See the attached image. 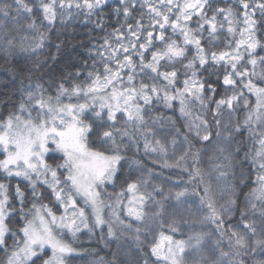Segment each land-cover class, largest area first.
Masks as SVG:
<instances>
[{"label": "snow or ice", "instance_id": "1", "mask_svg": "<svg viewBox=\"0 0 264 264\" xmlns=\"http://www.w3.org/2000/svg\"><path fill=\"white\" fill-rule=\"evenodd\" d=\"M19 7H22L26 12L31 13L32 9L23 0H16ZM107 0H83L82 3L74 2V0H39V8L43 12V20L49 25L53 24L59 17L63 22L65 16L72 17L71 9H87L88 14H91L95 9L104 5ZM123 13L127 18L129 13V5L134 6L136 0H120ZM211 0H158L154 3L153 0H142V7L146 6L149 12L148 28H159V34L154 35V31H148L140 21H137L135 29L131 25L128 26L130 35L127 37L128 44H124V34L119 29L116 30V46L113 47L105 39V50L108 52L107 62L104 64L105 76L101 78L99 75L92 80L88 87L76 86L71 93L63 86H59V91L55 98V104L52 98L44 97V90L41 85H28L25 96L19 104L15 112L10 113L3 121H0V149H2L3 159H0V170H2L8 178L17 177L28 181L32 189V198L36 200L40 193L37 192L36 186L41 182L52 189L55 200L63 209L61 215L57 216L47 205L37 206L32 203L27 210L24 207L27 197L21 191L19 185L15 190V197L19 203V208L12 205L9 197L8 186L0 182V248H3L7 255L6 264H36L37 260H42V264H66L67 258L77 253V249L63 238L65 232L70 233L73 239L81 228L87 229L92 233L94 228L107 225V236L117 238L115 224L124 227L120 219L121 207L127 208V216L135 217L137 221L145 219L143 211L148 201L161 206V211L156 215L160 216L163 212V200H156L153 192L162 194L163 190L155 185L153 192H141V182L133 181L127 183L126 189H122L116 194L114 203H106L101 199L102 186L106 184H115V178L119 171V165L126 157L120 153L122 150L123 138L128 137L130 141L136 144L138 150V141H134L133 133L126 129L123 131L117 130V134L121 137L117 141L116 135L112 130L103 131L100 136L101 144H109L111 154L105 149L93 150L89 147L88 138L92 133L93 125L86 120L89 110L98 118L103 111H107V119L115 122L116 114L126 115L125 124H131L135 133L144 140V150L146 153H159L161 156L167 155V149L160 140H156L153 144L148 139L149 135H155L152 132L151 125H159L165 127V119L171 121V117L165 118L160 116H148L145 113L150 112V105L153 99L163 100L165 105L172 107V102L179 100V112L182 117L190 118L185 124L186 131L181 133L179 128H175L174 122L172 127L175 128V136H182L183 141L187 144L184 154L178 157L175 165H170L167 160L164 161V167H177L186 172L189 176V181L195 185L190 193L187 188L175 192V199L180 202L182 198L188 195H196V188L200 183H203V175L199 164V150H194V146L189 140V135L194 133L195 138L204 142L209 141L212 135L210 125L203 113L208 111V106L205 103L204 92H210L212 97H208L211 102L216 88L211 84L205 83L198 78L197 63L202 68L209 63V54L206 53L202 45V36L205 25L208 26V35L212 39L209 40L211 45L212 40L216 39L218 29H223L224 22L229 26L227 31L229 34H235L236 28L233 25H238L240 20L231 8H217L212 10L211 17L207 15L206 9L210 8ZM244 12L242 22L244 27L240 30V39L235 41V49L231 52H211L210 60L214 64L225 65L226 74L223 77V85L225 88L232 89L231 96H222L215 101L214 119L221 114V109L226 106L229 111H235L234 105H239L241 99L244 100L245 106L248 105V100L244 97L245 90L247 93L255 94L256 96V113L259 120L261 109H264V86L254 83L250 78L254 73H250L247 68L242 66L245 59V53L249 57L252 56L257 48L259 41L255 39L254 31L257 21L253 19L255 8H259L262 16H264V4L258 3L253 7L245 0H240ZM19 7L17 12L19 13ZM253 8V13L250 14L248 9ZM163 9V10H162ZM175 10V11H174ZM114 11L119 14L121 8H116ZM0 13L4 16L8 15L7 6L0 7ZM175 19H171L172 16ZM197 17L196 28L189 27V23L193 16ZM217 15H223L224 22L217 21ZM172 29V33L179 34L183 37L182 44L177 43L175 39H170L165 36L167 27ZM27 28L37 33L32 45L26 46L24 40H21L20 51L27 52L30 49L35 51L43 46L46 40V34L40 31L39 26L33 19L27 25ZM146 32L144 36L145 43H140V36ZM153 41H158L164 45L152 53V58L147 63L144 59V51L148 50ZM14 46L12 38L6 40L4 51L10 54ZM190 46L195 47V54L188 59L187 53ZM244 46V51H241ZM57 48L60 45L56 46ZM231 47V43L228 45ZM134 52L139 57V65L135 64L129 54ZM121 55L123 59H121ZM187 59L188 62L183 64ZM161 61H165L164 65ZM264 62V60H262ZM181 63L186 70L185 76H188V71L191 70V78L183 80V88H177L178 72L173 67L172 71H161L162 67L173 66ZM248 63L253 66L256 64L255 59H250ZM110 64H114L110 67ZM139 67L141 74L150 72L148 79L157 81L162 79L163 86L157 83H145L143 80L136 86L133 81L136 76L135 69ZM231 71H227V68ZM124 69L129 70L127 80L122 78ZM92 73H89V77ZM239 81V83H238ZM246 81V82H245ZM264 84V79L261 80ZM35 89V90H32ZM110 90V91H109ZM83 96L85 103L79 104H62L60 97L62 95ZM142 102V104H141ZM193 102H198L203 110L201 115L192 116L190 105ZM99 103L100 111L94 107ZM32 110H36V115H32ZM27 113V118L24 114ZM252 120L251 114L245 119V124H249ZM217 128L220 121L215 120ZM237 131L240 127L237 126ZM220 135L219 131L216 133ZM173 136L171 144L176 145L177 140ZM49 144L54 145L53 149L49 148ZM262 148H264V138L260 140ZM60 151L64 155L63 163L57 164L55 167L49 165L44 157L49 151ZM257 157L264 160V151L258 152ZM189 159L191 163L189 164ZM135 162V161H134ZM255 162V161H254ZM63 169L66 172L63 184L58 175V170ZM259 171L264 172V163L259 165ZM224 175V173H220ZM50 176V178H49ZM35 177V178H34ZM258 183L262 186L256 190L259 191V199L264 202V175L258 177ZM147 182H143L146 186ZM128 194H131L128 196ZM128 196L127 205L124 204V197ZM77 197L83 200L84 207L77 205ZM209 189L204 188V196L200 197L201 206L207 205L209 214L205 217L216 225L217 230L221 235H224L223 225L225 223L222 213H230L234 201H229L227 206L216 208L214 202L208 198ZM166 199V198H165ZM104 207L111 209L110 219L105 220L103 216ZM255 207V205H253ZM85 208L91 209L92 226H89V215L86 214ZM19 214L22 221V227L16 231L9 228V221L13 216ZM244 213H241L243 227L250 230V234L255 235L254 224L243 221ZM168 231L171 235H165L163 231L160 233L159 240L150 246L149 253L143 254V264H183V253L185 252L187 242L183 239H175L179 234V226L173 222L169 225ZM136 239L139 242V229H136ZM11 236L13 243L11 250L6 244L7 236ZM103 239V236L101 237ZM233 238L235 244L233 245ZM201 237H197L199 244ZM256 245L264 248V241L257 240ZM229 245L238 249L237 255L240 254L239 249H246L247 242L244 235L232 230L229 236ZM142 251V249H141ZM255 251V248L253 249ZM46 252L51 255L47 259H42ZM227 255V253H222ZM254 264H264V260L255 261Z\"/></svg>", "mask_w": 264, "mask_h": 264}, {"label": "trees", "instance_id": "2", "mask_svg": "<svg viewBox=\"0 0 264 264\" xmlns=\"http://www.w3.org/2000/svg\"><path fill=\"white\" fill-rule=\"evenodd\" d=\"M74 2L82 3L83 0H74ZM158 3V0H153ZM183 3V0H179ZM253 7L256 4H264V0H245ZM24 4L32 9L31 13L26 12L22 7H19L16 0H0V7L7 6L8 15L4 16L0 13V120H4L10 113L18 109L19 104L25 96L28 85L39 84L44 90V97H51L55 100L59 91V86L71 93L76 86L88 87L92 80L99 75L101 78L105 76L104 64L107 62L108 52L105 50V39L113 47L116 46V30H120L124 34V44L127 46V37L130 35L128 26L133 29L137 26V21L145 26L148 31H154V35L159 34V28H148L149 12L146 6L142 7V0H136L134 6L129 5V15L126 18L120 0H107L100 8L95 9L91 14H88L87 9H76L73 7L72 17L65 16L63 22L58 17L57 20L49 25L43 20V12L39 8V0H23ZM19 7V13L17 9ZM121 8L119 14L114 9ZM231 8L240 20L238 25H233L236 28L235 34H229L227 31L228 24L224 22L223 15H217L218 22H224L223 29H218L216 39L212 40L211 45L208 32L209 28L205 25L202 36V45L209 54V63L200 67L197 63L198 78L205 85L211 84L216 88V93L211 102L208 97H212L210 92H204L205 103L208 106V111L203 113L204 118L208 120L212 135L209 141H200L195 138V134L189 135V140L194 146V150H199V164L203 175V183L196 188V195H188L177 202L175 192L187 188L191 193L195 185L187 183L189 176L181 168L164 167V161L170 165H175L178 157L184 154L187 144L184 143L182 136H175V128H179L181 133L186 131L185 124L190 118H185L180 115L179 100L172 102V107L165 105L163 100L153 99L150 105L151 111L146 112L148 116H160L165 118L171 117V121L165 119V127L161 128L158 124L151 125L152 132L155 135H149L148 139L155 143L158 139L167 149V155L161 156L159 153H146L144 150V140L135 133L131 124H125L126 115L116 114L115 122L107 119V111H103L101 116L96 118L95 114L89 110L86 116L87 122L93 125V130L88 138L89 147L93 150L109 151V144H101L100 136L103 131L112 130L116 135L117 141L121 137L117 134V130H127L133 133L134 141H138V150L135 143L129 140L128 137L123 138L121 145V155L126 157L122 160L118 174L115 178V184H106L102 186L101 198L106 203H114L116 194L122 189H126L127 183L133 181L141 182V192H153L155 185H158L162 190V194L153 192L156 200H163V212L160 216L156 214L161 211V206L153 203L151 200L145 205L143 211L145 219L137 221L135 218H129L124 211L119 212L120 219L124 225H114L117 238L107 236V225L94 228L92 233L87 229H82L75 239L68 237L66 233L63 238L72 244L77 249V253L70 255L66 264H143V254L149 253L150 246L159 240L161 231L165 235H171L168 231L170 224L175 222L179 226V234L175 239H183L187 242L185 252L183 253V264H254L255 261L264 260V248L256 245L257 240L264 241V202L259 197L258 190L262 185L258 183V177L264 175V172L259 171L261 164L257 157L260 139L250 132V126L245 124V118L248 112L254 105L255 94L247 93L245 90L244 97L248 100V105L245 106L244 100L241 99L239 105H234L235 111H229L226 106L221 109V114L214 119L215 101L222 96H231L232 89L225 88L223 85V77L226 74L225 65L214 64L210 60L211 52H231L235 49V41L240 39V30L244 27L242 18L244 9L240 4V0H211L210 8L206 9L207 15L212 16L214 9ZM163 10V9H162ZM175 11V10H174ZM249 13H253V8L248 9ZM35 20L40 31L46 34V40L43 46L35 51L31 49L27 52L20 51L21 40H24L26 46L34 43V38L37 33L27 28V25ZM171 19H175L173 15ZM253 19L257 21L255 25V39L259 41L257 48L254 50L251 57L245 53V59L242 66L247 68L250 73H254L250 78L254 83L260 84L264 79V16H262L259 8H255ZM197 17L194 15L189 27L196 28ZM167 27V26H166ZM144 32L140 36V43H145ZM165 36L170 39H175L177 43L182 44L183 37L177 31L172 33V29L167 27ZM12 38L14 46L10 54H6L3 50L6 47V40ZM231 43V47L228 45ZM60 45L59 48L56 46ZM164 45L158 41H153L152 46L144 51V59L147 63L152 58V53L163 48ZM241 51H244L242 46ZM135 64L139 65V57L136 53H129ZM195 54V47L190 46L188 49V59ZM121 59L123 56L121 55ZM250 59H255L256 64L253 66L248 63ZM188 62L187 59L183 64ZM166 62L161 61L164 65ZM113 67L114 64H110ZM173 67L178 72L177 88H183V80L191 78V70L188 71V76H185V69L181 63L173 66L162 67L161 71H172ZM231 71V68H227ZM137 73L133 83L138 86L143 80L145 83H157L163 86L162 79L151 81L148 79L150 72L141 74L140 68L135 69ZM89 73L92 76L89 77ZM128 69L122 72V78L126 81ZM246 82V81H245ZM239 83V81H238ZM35 90V89H32ZM110 91V90H109ZM61 103L79 104L85 103V98L76 95H62ZM142 104V102H141ZM97 111L99 103L94 105ZM192 116L201 115L203 110L198 102H193L190 105ZM36 111V110H32ZM220 121L217 128L215 120ZM174 122L175 128L172 127ZM237 126L240 131H237ZM219 131L220 135L216 133ZM175 136L177 143L175 146L171 144V139ZM50 148L54 146L51 144ZM4 155L0 151V159ZM64 159L63 153L59 151H49L46 154L45 161L55 167L57 164H62ZM135 161V162H134ZM255 161V162H254ZM191 163L189 159V164ZM224 175H220V173ZM58 175L63 184L66 172L63 169L58 170ZM147 182L146 186L143 182ZM0 182L8 186L9 197L12 205L19 208V203L15 197V190L19 185L21 191L25 193L27 199L24 207L27 210L32 203L37 206L47 205L53 212L59 214L61 208L55 200L52 189L42 183L37 184L36 190L40 193L38 199L33 200L32 189L28 181L23 178L11 177L0 170ZM208 187L209 197L215 204L216 208L227 206L229 201H234L230 213H222L225 219L223 225L224 235H220L215 224L205 217L209 214L206 204L201 206L200 197L204 196V188ZM129 195V194H128ZM128 196L124 197L125 200ZM166 198V199H165ZM255 205V207H253ZM111 209L105 207L104 219H110L109 213ZM244 213L243 221L254 224L255 235L250 234V230L243 227L241 213ZM9 228L16 231L22 227V221L19 214L13 216L9 221ZM89 226H92V217L88 221ZM114 222V221H113ZM139 229V242L136 239ZM237 231L244 235L247 242L246 249H239L240 254L234 257L232 250L238 249L229 245V236L231 231ZM103 236V239L101 238ZM197 237H201L197 244ZM13 240L9 235L6 238V244L11 250ZM235 238H233V245ZM255 248V251L253 249ZM142 249V251H141ZM227 253V255H222ZM8 253L3 248H0V264H6ZM50 252H46L42 259H47ZM36 264H42V260H37Z\"/></svg>", "mask_w": 264, "mask_h": 264}, {"label": "rangeland", "instance_id": "3", "mask_svg": "<svg viewBox=\"0 0 264 264\" xmlns=\"http://www.w3.org/2000/svg\"><path fill=\"white\" fill-rule=\"evenodd\" d=\"M47 100V99H46ZM52 102H53V104H55V100H52ZM62 104H66V103H62ZM251 114V116H252V120L249 122V124H247V125H249L250 126V132H251V134H253L254 136H258V138L261 140L262 138H264V109H261V112H260V119L259 120H257V113H256V99H255V102H254V105H253V107L251 108V110L248 112V114H247V116H246V118L249 116ZM32 115L33 116H35L36 115V111H33L32 112ZM24 118H27V113H25L24 114ZM245 118V119H246ZM0 121H3V120H0ZM50 145L51 144H49V148H50ZM54 146V145H53ZM51 149V148H50ZM258 150V152H261V151H264V148H262V146H261V144L259 145V148L257 149ZM0 151H2V149H0ZM51 151V150H50ZM60 152V151H59ZM257 152V153H258ZM62 153V152H61ZM45 157H46V155H45ZM45 157H44V159H45ZM260 160V162L261 163H264V160H261V159H259ZM35 178V177H34ZM49 178H50V176H49ZM41 180H43V177H41ZM99 190V189H98ZM131 194H129L128 196H130ZM77 199V205L79 206V207H84V203H83V200L82 199H80L79 197H77L76 198ZM102 199V198H101ZM127 200H128V197L124 200V204L125 205H127ZM59 207L61 208V212L59 213V214H57V213H55L57 216H59V215H61L62 214V212H63V209H62V207L60 206V204H59ZM121 210L122 211H124L125 213H126V215H127V208L126 207H121V209H120V212H121ZM104 211H105V207H104V209H103V214H104ZM85 212H86V214H88L89 215V220L91 219V215H90V213H91V209L90 208H85ZM133 218H135V217H133ZM114 223V225H119V224H115V222H113ZM82 229H84L83 227L81 228V230ZM66 234H67V236L68 237H71V234L70 233H67V232H65ZM219 234H220V232H219ZM221 235V234H220ZM68 242V241H67ZM231 253H232V255L234 256V257H237V250H232L231 251ZM50 255H51V253H50Z\"/></svg>", "mask_w": 264, "mask_h": 264}]
</instances>
